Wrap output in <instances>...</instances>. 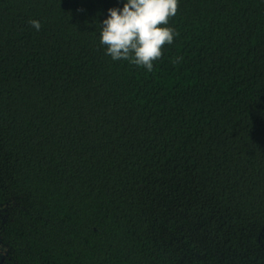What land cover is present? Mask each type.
<instances>
[{
  "label": "trees",
  "instance_id": "trees-1",
  "mask_svg": "<svg viewBox=\"0 0 264 264\" xmlns=\"http://www.w3.org/2000/svg\"><path fill=\"white\" fill-rule=\"evenodd\" d=\"M124 2L0 0L3 263L264 264V0H178L151 72Z\"/></svg>",
  "mask_w": 264,
  "mask_h": 264
},
{
  "label": "clouds",
  "instance_id": "clouds-1",
  "mask_svg": "<svg viewBox=\"0 0 264 264\" xmlns=\"http://www.w3.org/2000/svg\"><path fill=\"white\" fill-rule=\"evenodd\" d=\"M178 8V0H125L122 8H109L99 34L105 54L113 61H128L151 72L154 62L162 58L164 46L178 35L167 26ZM29 24L41 29L37 20Z\"/></svg>",
  "mask_w": 264,
  "mask_h": 264
},
{
  "label": "flooded vegetation",
  "instance_id": "flooded-vegetation-1",
  "mask_svg": "<svg viewBox=\"0 0 264 264\" xmlns=\"http://www.w3.org/2000/svg\"><path fill=\"white\" fill-rule=\"evenodd\" d=\"M0 264H4L3 263V259H2V252H1V250H0Z\"/></svg>",
  "mask_w": 264,
  "mask_h": 264
}]
</instances>
